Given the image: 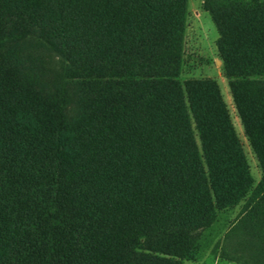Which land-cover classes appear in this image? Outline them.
Returning a JSON list of instances; mask_svg holds the SVG:
<instances>
[{
	"label": "trees",
	"instance_id": "16d2710c",
	"mask_svg": "<svg viewBox=\"0 0 264 264\" xmlns=\"http://www.w3.org/2000/svg\"><path fill=\"white\" fill-rule=\"evenodd\" d=\"M201 7L264 40V0ZM187 16V0H0V264H181L221 213L260 192L246 215L264 210V74L227 75L254 186L216 79L182 76ZM27 37L65 60L64 90L5 50Z\"/></svg>",
	"mask_w": 264,
	"mask_h": 264
},
{
	"label": "rangeland",
	"instance_id": "374dc122",
	"mask_svg": "<svg viewBox=\"0 0 264 264\" xmlns=\"http://www.w3.org/2000/svg\"><path fill=\"white\" fill-rule=\"evenodd\" d=\"M187 8H188V16L185 26V34H184V51H185V63H184V71L182 73L183 77H200V76H214L217 79L220 93L224 103L226 104L232 124L237 133L238 138L243 144L244 152L249 160V164L251 166L252 175L255 177L257 173L256 166H254V157L252 156V152L250 147L247 144V140L243 133V128L237 113L233 107V101L231 98L230 90L228 88L226 78L224 75L231 74H261L264 73V68H261L259 63H262V60H256V58H252L255 56L251 55V51H249V46H263L264 40L255 39L250 40L244 37H241L247 43L241 45L239 43H235L236 38L228 39L230 40V44L233 46L237 45L242 49H230V53H228V48L226 50H221V53L224 57H227L226 61L229 63L228 68L223 62H214L216 59L220 61L223 57L219 53L215 54L211 57V54L214 50V40L217 36L216 28L214 23L208 13L203 11L201 8V0H187ZM227 40V39H226ZM219 42V41H218ZM228 42V41H227ZM221 44V43H219ZM7 52L14 51L17 52L20 56H27L31 59H35L36 62L40 63L42 68L46 69V74L44 78L49 82V87L51 88L53 85H56L57 90H64L65 83L68 81L67 79V63L65 60L56 55L53 50L47 49L45 47H40L38 41L34 37H27L24 41L12 42L7 44L5 47ZM36 56V58H34ZM215 59V60H214ZM259 61V62H258ZM34 63V62H33ZM258 63V64H257ZM252 68H248V67ZM218 71L222 75L218 74ZM54 83V84H53ZM52 89V88H51ZM53 90V89H52ZM229 213H221L220 222L215 223L209 229L205 231L202 237L199 238L198 243L200 244V250L197 255L191 256L190 258H185L182 260L181 264H236L230 262L231 260L237 261V258H240V264H264V252L261 250V247L254 246V243L259 240L258 244H264V223L261 224L262 230L251 231L250 229H246L244 231V235L236 232V227H233L231 230H228L227 235L232 238L234 242V248L230 247L227 249H222V246L225 245V238H221V233L223 230L227 229L229 224H226L227 217ZM224 217V219H222ZM224 220V221H223ZM224 222V223H223ZM223 225L221 230L218 227ZM226 224V225H225ZM237 235H240L239 239ZM222 240H224L223 245ZM239 242L241 246H239ZM238 245V246H237ZM243 246V247H242ZM263 250H264V246ZM236 249L238 251H236ZM229 251V252H228ZM230 260V261H229Z\"/></svg>",
	"mask_w": 264,
	"mask_h": 264
},
{
	"label": "crops",
	"instance_id": "0c3cea01",
	"mask_svg": "<svg viewBox=\"0 0 264 264\" xmlns=\"http://www.w3.org/2000/svg\"><path fill=\"white\" fill-rule=\"evenodd\" d=\"M215 26V25H214ZM216 28V27H215ZM216 33H217V36H216V38H215V40H214V50H213V53L211 54V57L212 56H214L215 54H218L219 53V55L221 54L222 55V53H221V50H226V48H231V49H242V51H245V50H243V49H246V48H242L241 47V45H244V43H247L246 41H248V40H244V39H242L241 37H243V36H240V35H234V34H229V33H219L218 31H217V29H216ZM230 37L231 38H236V40H234V41H236L235 43H238V45H239V43L241 44L240 46H233V44H230V40H228V39H230ZM227 39V40H226ZM219 41V42H218ZM228 41V42H227ZM253 41V40H252ZM219 43H221V44H219ZM228 48V49H229ZM249 51H251V55H249V57L250 56H253V54L255 55V56H253L252 58H256V60H262L263 62L262 63H257L258 65H260L261 66V68H264V47L263 46H249ZM228 53H230V49L228 50ZM222 57H223V61H222V59L220 60V61H218L217 59L214 61V62H216V63H218V62H223V64L224 65H226L228 68H233L232 66L231 67H229L228 66V62L226 61V59H228L227 57H224L223 55H222ZM259 62V61H258ZM248 68H252V66L250 67H248ZM218 74L219 75H222L221 73H220V71H218ZM255 74V73H254ZM262 74H264V73H261V74H259V75H262ZM225 76V78H226V82H227V75H224ZM210 77V76H209ZM213 78H215L216 79V77H214V76H212ZM216 81H217V79H216ZM218 83V82H217ZM228 85V84H227ZM229 88V87H228ZM231 94V93H230ZM231 98H232V96H231ZM233 101V100H232ZM233 107H234V109H235V106H234V103H233ZM235 112H236V109H235ZM237 113V112H236ZM230 115V114H229ZM238 115V114H237ZM239 117V116H238ZM239 120H240V118H239ZM241 122V121H240ZM242 125V124H241ZM243 128V127H242ZM243 133H244V131H243ZM245 135V134H244ZM245 138H246V136H245ZM240 140V139H239ZM247 140V139H246ZM241 142V141H240ZM242 144V143H241ZM247 144H248V146L250 147V145H249V143H248V141H247ZM242 148H243V144H242ZM250 150H251V152H252V156L254 157V166H256V169H257V173H256V176L254 177L253 175H252V172H251V166H250V164H249V160H248V158H247V156H246V154H245V152H244V148H243V152H244V154H245V156H246V158H247V160H248V164H249V166H250V172H251V175H252V178H253V185L254 186H256L257 185V183H259V181H260V179H261V170H260V168L258 167V162H257V158L255 157V155H254V153H253V151H252V149H251V147H250ZM262 194V192H260L256 197H255V199L253 200V202L248 206V208H245V210L243 209L242 210V206L246 203V200H242V201H240V203L238 204V205H236V207H234L231 211H229V214H228V216L229 217H227V221H228V226H227V229L226 230H223L222 231V233H221V238L222 239H224L225 238V245H223V242H224V240H222V249H229L230 247H232V248H234V242L232 241V238H230L228 235H227V233H228V230H231L233 227H234V225H236L235 227H236V232H238V234L240 233L241 234V232L243 233L244 231H246V229L248 228H252V229H254V227H255V225H257V227L259 228V230L262 228V226H261V224L262 223H264V210H262V209H260L259 211H256V212H253V213H250L249 215H246V213H247V211H248V209L252 206V204L255 202V200H258V198H259V196ZM222 219H224V217L222 218ZM224 221V220H223ZM259 225V226H258ZM262 230V229H261ZM242 235H244V233L242 234ZM240 235H237V238L236 239H239L240 237H239ZM259 245V246H258ZM238 246V245H237ZM239 246H241V244H240V242H239ZM255 246V245H254ZM257 246L258 247H261V250L264 252V250H263V247L262 246H264V244L263 243H260V244H257ZM243 247V246H242ZM236 251H238V252H240L239 251V249L237 250L236 249ZM229 252V251H228ZM230 261V260H229ZM230 262H233V263H236V264H240L241 263V260H240V258H237V261H235L234 262V260H231Z\"/></svg>",
	"mask_w": 264,
	"mask_h": 264
}]
</instances>
